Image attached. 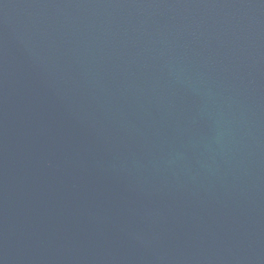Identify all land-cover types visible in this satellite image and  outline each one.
Masks as SVG:
<instances>
[{
    "label": "water",
    "instance_id": "95a60500",
    "mask_svg": "<svg viewBox=\"0 0 264 264\" xmlns=\"http://www.w3.org/2000/svg\"><path fill=\"white\" fill-rule=\"evenodd\" d=\"M0 264H264V0H0Z\"/></svg>",
    "mask_w": 264,
    "mask_h": 264
}]
</instances>
